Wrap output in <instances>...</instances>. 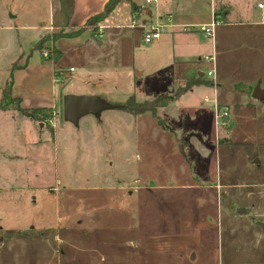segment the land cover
<instances>
[{
	"label": "rangeland",
	"instance_id": "rangeland-1",
	"mask_svg": "<svg viewBox=\"0 0 264 264\" xmlns=\"http://www.w3.org/2000/svg\"><path fill=\"white\" fill-rule=\"evenodd\" d=\"M133 1L139 12L120 2L102 37L55 45L79 28H56L75 0H0V100L14 64L21 100L0 110V264H264V0ZM223 5L234 11L209 38L200 27ZM166 15L146 43L143 24ZM190 80L156 114L64 117L68 93L117 104Z\"/></svg>",
	"mask_w": 264,
	"mask_h": 264
},
{
	"label": "trees",
	"instance_id": "trees-1",
	"mask_svg": "<svg viewBox=\"0 0 264 264\" xmlns=\"http://www.w3.org/2000/svg\"><path fill=\"white\" fill-rule=\"evenodd\" d=\"M124 0H107L104 4L103 8L99 10L98 12H95L92 14L86 21L85 25L83 27H79L77 29H71L68 31H59L55 32L52 40L56 42L57 40L61 38H73L81 35L84 31L90 29L91 32L95 35L97 31L99 30L102 23L109 17V15L114 11V9L117 7V5ZM130 1L132 5V12L137 13L139 12L140 6L136 4L133 0H126ZM227 10L225 6H221L220 10H215V17L216 20H218V16L222 14L223 16L226 14ZM95 32V33H94ZM41 47V46H40ZM52 54H53V60L54 62H57L62 56L63 51L54 45L52 48ZM16 65H13L12 72L10 74V77L8 78L5 86L2 90V97L0 100V110H6L10 107L11 101H19L21 103V100L19 98H14L13 93V85H14V70L16 69ZM199 79H204V76H199ZM197 85V83L193 80H190L188 84L184 87V89L181 90V88H178V90L175 93L172 94H166L161 93L157 97L151 100H145V101H138L135 96H130L125 102L123 103H117L113 104L115 109L124 111L131 114H141L146 111H151L154 114H156L158 108L167 101L174 100L180 96V94L187 90L192 88L193 86ZM17 109L23 113L24 115L32 118V119H42L45 118L47 115V109L44 110L43 108H27L23 107L21 105L17 106ZM47 117V116H46Z\"/></svg>",
	"mask_w": 264,
	"mask_h": 264
},
{
	"label": "water",
	"instance_id": "water-1",
	"mask_svg": "<svg viewBox=\"0 0 264 264\" xmlns=\"http://www.w3.org/2000/svg\"><path fill=\"white\" fill-rule=\"evenodd\" d=\"M261 94L262 92L258 86L254 92V97H260ZM106 109H115V107L97 95L68 93L63 99L65 120L76 125L80 123L84 116L89 114L100 116ZM193 256L191 255V258Z\"/></svg>",
	"mask_w": 264,
	"mask_h": 264
},
{
	"label": "built area",
	"instance_id": "built-area-1",
	"mask_svg": "<svg viewBox=\"0 0 264 264\" xmlns=\"http://www.w3.org/2000/svg\"><path fill=\"white\" fill-rule=\"evenodd\" d=\"M146 3H151L153 2V0H145ZM261 6V4H260ZM169 16L166 17V21L165 22H157V23H146L143 24L144 25V29L142 30V36H143V40L146 43H150L154 40H157L161 37V35L165 32H167L170 28V24L167 22V20H169ZM170 21V20H169ZM218 22V20L214 19L213 22H211L209 25H202L200 27V31L202 33H204L207 37H213L214 36V27L216 25V23ZM132 27L134 26V24L131 25ZM185 31H189L188 29H184ZM96 36L98 37H102L103 36V32L102 30L99 33H96ZM207 59L209 61H211L210 57H207ZM73 70V68L71 69ZM213 72H209V75H212ZM218 106V105H216ZM222 111V110H221ZM219 111L217 109V113H216V119H226L229 116V110L225 109L222 111ZM222 124H225L224 121H222Z\"/></svg>",
	"mask_w": 264,
	"mask_h": 264
},
{
	"label": "crops",
	"instance_id": "crops-1",
	"mask_svg": "<svg viewBox=\"0 0 264 264\" xmlns=\"http://www.w3.org/2000/svg\"><path fill=\"white\" fill-rule=\"evenodd\" d=\"M106 1L107 0H102L101 1V5H99V9L102 7V6H104V4L106 3ZM238 1H243V0H237V2ZM246 2V1H245ZM261 3H259V5H260ZM80 5H81V0H75V4H74V6H73V9H72V11H71V13H70V15L68 16V19H66V16H65V14H63V12H62V7H61V5L59 6V9H60V16H61V25H58V27H56V28H61L62 26L64 27V28H66L67 26H70V28H77V27H81V26H83L85 23H86V21H87V19L92 15V14H94V11H86L87 9H86V7L83 9L82 7L80 8ZM139 5V4H138ZM85 6H88L87 5V3L85 4ZM223 6H225L226 7V10H227V12H226V18H227V16H229L234 10H230L229 8H228V6L227 5H223ZM246 6H248V4L246 5ZM244 8H245V6H244ZM247 8V7H246ZM245 8V9H246ZM247 10V9H246ZM245 10V11H246ZM149 12V14L151 15L152 14V11L151 10H149L148 11ZM247 14V13H246ZM225 15L223 16L222 14H220L217 18H218V20H221V17L223 18V20H224V17H225ZM166 16H169V15H166ZM166 16H165V19H166ZM151 19V18H150ZM214 19H216V17H215V11H214ZM152 20V19H151ZM150 20V21H151ZM153 21V20H152ZM65 22V23H64ZM154 22V21H153ZM147 23H151V22H147ZM198 25H201V24H208V22L206 23V22H199V23H197ZM66 26V27H65ZM52 27H53V25H52ZM52 27H51V29H52ZM175 33L176 34H178L176 31H175ZM57 42V41H56ZM56 42H55V45H56ZM179 59V58H178ZM199 74L200 75H204L203 73H201V72H199Z\"/></svg>",
	"mask_w": 264,
	"mask_h": 264
}]
</instances>
